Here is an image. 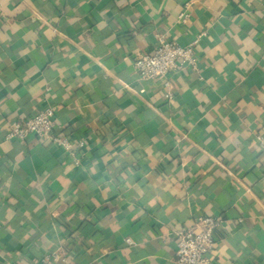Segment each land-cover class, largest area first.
Here are the masks:
<instances>
[{
    "label": "crops",
    "instance_id": "1",
    "mask_svg": "<svg viewBox=\"0 0 264 264\" xmlns=\"http://www.w3.org/2000/svg\"><path fill=\"white\" fill-rule=\"evenodd\" d=\"M199 36L170 100L135 70ZM49 106L73 155L5 140ZM258 135L264 0H0V264H176L200 216L222 221L211 264H264Z\"/></svg>",
    "mask_w": 264,
    "mask_h": 264
},
{
    "label": "built area",
    "instance_id": "2",
    "mask_svg": "<svg viewBox=\"0 0 264 264\" xmlns=\"http://www.w3.org/2000/svg\"><path fill=\"white\" fill-rule=\"evenodd\" d=\"M181 21L187 22L188 15H182ZM200 36L188 45H180L168 38H162L152 53L138 56L134 67L139 76L145 80H159L164 89V97L172 98L171 78L175 72L184 69L198 70L196 46ZM56 110L54 107L41 109L24 121H14L5 134V140L24 141L30 136L47 140L72 153L69 140L54 133ZM261 149V162L264 165V138L257 136ZM83 147L84 142H79ZM222 227V221L216 216H200L189 226L175 231L177 250L176 264H211L209 254L216 244V232ZM132 245L133 241L127 240ZM60 259L57 252H53L39 261L38 264H55Z\"/></svg>",
    "mask_w": 264,
    "mask_h": 264
},
{
    "label": "trees",
    "instance_id": "3",
    "mask_svg": "<svg viewBox=\"0 0 264 264\" xmlns=\"http://www.w3.org/2000/svg\"><path fill=\"white\" fill-rule=\"evenodd\" d=\"M60 135H61V133H60Z\"/></svg>",
    "mask_w": 264,
    "mask_h": 264
}]
</instances>
